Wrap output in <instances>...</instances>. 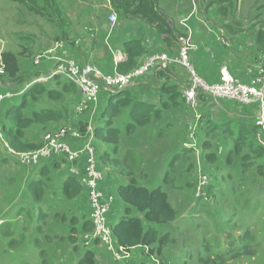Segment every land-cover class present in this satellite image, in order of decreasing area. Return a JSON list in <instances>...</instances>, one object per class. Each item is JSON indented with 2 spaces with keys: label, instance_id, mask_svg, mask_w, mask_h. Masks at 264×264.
I'll use <instances>...</instances> for the list:
<instances>
[{
  "label": "rangeland",
  "instance_id": "rangeland-1",
  "mask_svg": "<svg viewBox=\"0 0 264 264\" xmlns=\"http://www.w3.org/2000/svg\"><path fill=\"white\" fill-rule=\"evenodd\" d=\"M37 1L42 2V0ZM90 3H92L93 8L89 5ZM58 4L61 11L60 20L58 19L59 15H53L51 10H48V14L53 15L52 19L49 18L50 16L41 17L36 13L34 14L23 5L12 0H0V52L31 53V50H28L31 48H27L31 45L35 46V50L38 47H49L52 43L61 39L66 43L65 38H69L68 40L74 39L87 22L97 23L101 17L103 18L102 15L105 12L104 0H58ZM106 5L109 4L106 2ZM87 8L92 9L90 14L85 12ZM108 8L110 9V7ZM65 31L67 35L63 36ZM124 48L123 46L122 49L124 50ZM62 59L77 62L81 66L87 63L94 64L79 57ZM94 65L99 67L97 64ZM34 68L36 67L34 66ZM23 69L25 70V67ZM102 70L104 73L114 74L108 71V68ZM229 72L233 79L238 80L231 71ZM251 73L252 79L247 84L263 76L264 63L259 62V66L252 68ZM35 74H40V72ZM218 81H220V76ZM238 81L244 84L241 80ZM28 84L29 82L22 83L23 86L19 89L26 88ZM45 84L50 86V82ZM203 99L204 97H201L200 102ZM221 101L237 103V101L228 99H222ZM79 102H81V97L78 88L75 94H66L60 100L44 101L43 104L47 107L58 108L61 112L56 110L59 112L57 119L35 125L38 130L36 134L39 136L36 139L41 147L44 144L43 138L48 132H56L65 125L78 129L82 135L79 140L86 141L89 137L88 125L93 127L97 116V120H99L103 102L100 106H89L83 115L74 110V105ZM237 104L258 109L260 114L255 116V119L264 115V102L247 106ZM193 114L195 119L190 121L191 127L189 128L187 142L193 141L194 126L200 119L195 110H193ZM1 120L0 124H3V118L0 117ZM85 120L89 123L86 126L84 124ZM220 125L218 123V126ZM233 128H236V125L233 124ZM244 129L247 130L245 127ZM179 130L180 124L176 122V125L170 129L168 137L157 141L158 138H156L153 147L148 141L151 139L146 136H141L146 139L145 141H134L132 143L136 148L134 151L136 155L140 153L139 157L142 164H144L145 159L146 162H149L146 165L153 179H156V173H160L162 179L167 176V165L170 161L169 154L177 148V145L173 142V137L177 138L179 146L182 145ZM1 133L4 140L0 139V264H84L87 248L83 247L82 243L86 245V242H84L85 237L93 233V228L89 227L90 231L80 229L79 223L78 229L75 228V231H69V227L72 225L70 219L73 215H76L72 213L74 200L71 201L68 198V201H65L60 195L63 192V178L68 174V162L58 159L55 168H52L56 173L50 170L47 173H40L41 168L45 167L43 165L36 169L28 168L18 158L9 153L8 149L11 147L5 131L1 129ZM124 134L125 132H123ZM203 135L205 134L201 136L204 137ZM255 135L256 144L259 146L264 145V130L257 129ZM136 136H139V134L126 135L130 141ZM210 138L212 149L222 146L221 154L218 157L223 159L218 158L208 163L204 162L202 156L205 155L204 152L200 156L197 153L196 155H189V160L181 159L180 162H186L190 167L189 192L179 191L178 189L173 190V186L176 185H169L166 190L169 194L168 201L176 208L178 216L176 221L174 220L171 223L175 230L169 234V239L174 241L169 244L173 247L166 244L163 247H166L165 251H168L166 254L170 255L169 258L173 255L175 258L176 256L179 257V260L174 261L173 264H215L220 261V256L223 254L230 255L227 258L233 257L235 260L233 258L227 259L226 262L221 260L219 264H264V155H251L249 159L245 158L248 154L245 149L247 145L243 151H238L235 149L236 145L232 137L227 132L222 131L220 127L215 130ZM94 139L97 145L100 144L96 137ZM124 139L126 138L121 135L120 144L121 142L126 143L127 140ZM200 139L202 140V138ZM192 143L196 144L195 141ZM199 144L198 151L203 150L202 143L199 142ZM189 147H191L190 143ZM96 149L98 156L101 151L98 148ZM34 150L36 149L23 152ZM150 156L154 161L149 159ZM255 156L256 158H253ZM2 157L6 159L8 157V160L1 159ZM229 157L231 158L230 162L227 160ZM82 159L84 157L79 161ZM50 163H52V160L45 164ZM101 171L103 173V189L107 192L106 177L113 176L114 173L112 169L107 168L101 169ZM201 171L210 177L208 190L212 201L209 203H200L196 197V184ZM143 173L140 175H143ZM174 178H176V175H174ZM35 180L40 181V183H37L42 188L44 185V199L41 202L34 197L33 192L29 189ZM116 187L117 185L108 194L113 195L116 202L117 200L118 202L121 201L124 205L123 209L120 204L115 206L117 209L121 208L119 217L125 214L135 218L137 215L135 195L128 196L124 188H121L119 194H116ZM86 197L83 193L80 198L84 199ZM85 202L87 205L88 200H85ZM115 207L114 209H116ZM126 208L131 211L129 214L125 213ZM83 216L84 218L88 217L84 214ZM77 218L78 216L75 217V219ZM117 219L111 222L114 245L120 251H125L127 255L124 259L117 261L111 250L108 251L97 243L99 245L90 246V249L95 253L94 262H99L98 264H134V261H136V264H142L147 262L149 254L146 246L130 247L125 239H121L120 235L123 233L115 227ZM159 221L170 223L163 218ZM66 229L68 230L66 231ZM234 232L236 235L232 234ZM70 234L73 235L71 236L72 239L69 237ZM232 235H234V241L229 244V248L236 244L238 250L225 251V248H220L221 238L226 242V240H231ZM147 242L149 240L143 239L141 244ZM247 247L251 251H255V255H241L242 258H240L241 256H238L240 250L242 248L247 249ZM213 251L214 254H212ZM243 252L244 254L247 253L246 251ZM156 255L160 259L163 258L162 255L157 253Z\"/></svg>",
  "mask_w": 264,
  "mask_h": 264
},
{
  "label": "trees",
  "instance_id": "trees-1",
  "mask_svg": "<svg viewBox=\"0 0 264 264\" xmlns=\"http://www.w3.org/2000/svg\"><path fill=\"white\" fill-rule=\"evenodd\" d=\"M12 1L23 5L28 11L34 14L36 13L41 17L50 16L49 18L52 19L53 15L58 14V19L60 20L61 18L58 0H42L41 3L37 0ZM110 2L122 17H139L145 20L159 33L166 35L168 40H174L180 37V34L173 24H171L169 18L159 9L158 0H110ZM48 10H51L53 15H49ZM226 11L227 10H224V13H226ZM66 35L67 32L65 31L63 36ZM257 42L259 44L264 43V34L262 32L259 33ZM124 47V53L127 59L119 62L117 65V73L120 74H127L137 68V58L143 56L145 53V48L139 41H131L125 44ZM23 53L25 54V52ZM23 53L15 54L11 51L1 53L0 65L4 67L3 76H5L10 86H12L11 89L16 87L14 92L20 90L19 88L23 86L22 83L31 82L34 75H38L28 74L20 67L19 57L20 54L24 55ZM156 72L161 73V71ZM165 80L166 81H163L161 85L158 83V85L161 86V89L158 90L160 95V102L157 103L158 105L143 100H134L129 93L130 89L121 90L119 92L117 90L113 92L106 91L103 96V105L100 110L99 120H97L98 116L95 117L96 122L93 126L94 137L105 147L101 155L99 154V156H97L100 169H112L114 173L113 176L120 182L117 191L118 194L120 189L124 188L128 196L135 195L137 215L134 218L122 214L117 219V223L115 222V227L123 233L120 237L121 239H125L130 247L139 245L146 246L149 254L147 256L148 261L142 264H159V262L160 264H173L174 261L176 262V260H179V257L176 256L175 258L174 255L169 258L170 255L166 254L168 251H165L166 247L163 246L166 244L167 246L173 247L169 244L170 242H174L169 239V234L171 231L175 230L171 223L174 220L176 221L178 216V211L170 201H168L169 194L166 190L169 185H176L173 186V190L178 189L179 191L189 192L190 167L186 162H180L182 158L189 160V155L192 156L197 153L198 156H200V154L204 152L205 155H202L204 157V162L208 163L218 158L223 159L222 157H218V155L221 154L220 151H222V146H219L217 149H212V140L210 138L219 127L232 137L236 145L235 149L238 151H243L247 145L245 149L248 154L245 158L249 159L251 155H264V147L257 145V142L254 140V136H256L255 134L257 132L256 127H258L255 119H253L251 123H241L237 119L212 121V119H209L208 114H205L203 119H199L194 126L193 141L187 142L190 131L180 127L179 131L181 133L180 140L182 145L179 146L177 138L173 137V142L177 145V148L169 154L170 161L167 165V176L162 179L161 174L156 173V179H153L146 165L149 162H146L145 159L144 164H142V160L139 157L140 153L136 155L134 152L136 148L132 143H134V141H145L146 139H144V137L146 136L153 140H148L150 145L152 144L151 147H153L154 142L168 137L170 129L176 125V122L181 126L182 123L186 124L187 121H185V118L179 115L183 105L188 107L189 110H192V115L194 116L193 109L186 104L182 92L177 90V86L170 79ZM75 92H77L76 85L66 79L57 77L50 81V86H47L45 83H36L25 90L20 99H10L8 100L9 102L2 104V106H0V117L3 118L2 129L5 131L10 147L18 152L40 148L41 144H38L36 139L39 136L36 134L38 130L35 125L55 120L58 118L59 112H61L58 108L47 107L43 104L44 101L51 102L53 99L60 100L64 98L66 94H75ZM56 110H59V112ZM117 118L119 119L116 120ZM218 123L221 125L218 126ZM84 124L86 126L89 123L84 122ZM233 124L234 126L236 125V128H233ZM190 127L189 125V128ZM244 127L247 130H245ZM259 129H262V127L259 126L258 130ZM123 132H125L124 135ZM136 133L139 134V136L133 138L132 141L127 139V134L135 135ZM202 134H205L203 135L204 137L201 136ZM121 135L126 138L124 139L127 140L126 143L121 142L120 144ZM200 138H202V140ZM194 141L196 142L194 147L186 146L187 143L193 144L192 142ZM199 142L202 143L203 150L200 148L202 151H198L197 149L198 145H200ZM123 150H125L124 153ZM232 153L233 151L231 154ZM256 156L253 158H256ZM230 157L227 159L229 160L228 162H230ZM1 159L8 160V157L7 159L5 157ZM149 159L154 161L151 156ZM57 160L58 159H52V163L44 164L43 166L45 167L41 168L40 173H47L49 170L56 173L52 168H55ZM142 172H144L143 175H140ZM174 175H176V178H174ZM158 178H160V180H158ZM37 182L40 183V181L35 180L29 189L33 192L34 197L41 202L44 199V185L42 188ZM62 184L63 194L60 193V195L65 201H68V198H70L71 201L78 199L83 193L86 195V191L83 186H81L79 180L69 174H66V177L64 176ZM199 201L200 203L202 202L201 200ZM124 211L126 214L131 212L128 208ZM75 217H77V215H73L71 217L72 219H70L72 225H70V229L68 228L69 231L72 232L75 231V228L78 229L77 226L79 223L80 229L90 231L91 229L88 228H93L89 216L85 218L78 217L79 219H75ZM161 218L170 223L167 224L159 221ZM161 224H163V226H161ZM68 229H66V231ZM71 236L73 235H69L70 239H72ZM143 239H147L149 242L141 244L143 243ZM97 243L98 242H96L95 245H99ZM82 246L85 247L83 243ZM85 248H87V255L84 258V264H98L99 262H94V251H92L90 247ZM243 248L240 250L238 256L255 255V251H251L249 247H247V249ZM243 251L247 253L244 254ZM156 253L162 255L161 257L163 258L160 259ZM217 263L218 262L215 264Z\"/></svg>",
  "mask_w": 264,
  "mask_h": 264
},
{
  "label": "crops",
  "instance_id": "crops-1",
  "mask_svg": "<svg viewBox=\"0 0 264 264\" xmlns=\"http://www.w3.org/2000/svg\"><path fill=\"white\" fill-rule=\"evenodd\" d=\"M89 5L93 8L92 3ZM107 6L110 7L106 5L104 0L103 18L101 17L94 24L87 22L82 31L76 35L77 38L71 40L65 38L66 48L50 54L49 59L44 58L41 67L34 68L33 58L41 53L44 54L52 48L54 43L49 47H38L35 50L34 45L27 47L31 48L28 49L31 50V53L24 54L22 52L24 55L20 54V67L22 69L25 67L26 72L31 75L38 72L44 73L51 70L58 58L79 57L84 61L97 64L101 69L108 68V71L116 73L118 63L125 61L118 59L121 53L126 56L122 49L125 44L131 41H139L144 46V55L136 60L138 66L151 54L165 52L176 55L180 48L179 38L187 33L194 46L193 63L198 73L209 83L219 80L222 67H228L234 77L244 83H249L252 79L251 69L258 67L259 62L264 63V43L259 44L257 42L259 33L264 34V0H158L159 9L164 12L180 34V37L174 40H168L166 35L159 33L145 20L139 17H122L113 6L112 10ZM224 10H227L226 13ZM85 12L90 14L92 9L87 8ZM113 12L118 18L114 28L109 22V16ZM184 20H187L186 26L182 23ZM115 47L117 48L115 49ZM161 73L151 72L141 78L136 86L129 91L133 99L158 105L157 103L160 102L158 90L161 89L158 83L161 85L163 81H166L165 79H170L177 86L178 91H182L187 85L189 75L180 67H170ZM11 87L5 76L0 75V93L7 90L14 92L16 87L12 89ZM105 90H102L100 102L96 106H100L102 103ZM197 113L200 119L208 114L212 121L237 119L241 123H251L255 116L260 114L256 108L244 107L237 103L216 100L208 96L200 102ZM179 115L187 121L186 124L182 123L180 127L189 131L190 121L194 119L192 110L183 105ZM86 122L87 120H85ZM258 127L256 128L258 129ZM94 140L93 138V146L102 153L105 147L101 143L97 145ZM74 144L77 148L83 146L82 141ZM261 146L264 147V145ZM83 165L82 159L77 163V168L82 170ZM116 185L115 192L118 194L120 182L112 175L106 177L107 192L111 193ZM85 200L87 199L78 198L74 199L73 203L72 213L81 218L84 217L83 214L90 216L88 202L86 205ZM117 204H120L123 209L124 205L121 201L118 202L117 200L115 206ZM121 208L113 209L111 216L113 221L119 217ZM232 234L236 235L235 232ZM234 235L231 236V240H226V242L221 238L220 248H225V251L238 250L236 244L229 248V244L234 241ZM228 256L223 254L219 260L226 262L227 259L233 258H227Z\"/></svg>",
  "mask_w": 264,
  "mask_h": 264
},
{
  "label": "built area",
  "instance_id": "built-area-1",
  "mask_svg": "<svg viewBox=\"0 0 264 264\" xmlns=\"http://www.w3.org/2000/svg\"><path fill=\"white\" fill-rule=\"evenodd\" d=\"M112 10L110 0H105ZM188 20V19H187ZM187 20L182 23L186 26ZM111 27H115L118 22L117 15L113 12L109 16ZM180 48L176 55L169 53L151 54L138 65L133 71L127 74H107L94 64L87 63L79 65L74 61H65L62 58L56 59V64L50 71L35 75L33 80L29 82L26 88L12 92L10 90L0 93V106L10 99L19 98L25 90L29 89L36 83H47L53 79L60 77L72 82L78 88L81 102L75 104V111L83 115L89 106L96 105L100 102L101 92L106 89L107 92L115 90L132 89L137 82L151 72L164 71L170 67H180L185 70L188 75V82L181 91L186 104L197 112L199 106V98L208 96L216 100L228 99L237 101L242 105H251L253 103L261 104L264 102V74L259 79L250 84L240 83L233 79L228 67L220 70V81L215 83L207 82L197 71L193 59L192 52L194 46L187 34L179 38ZM66 48V43L62 40L54 42L52 48L48 49L44 54L41 53L33 58V65L41 67L44 58H48L50 54L56 51H62ZM118 59H122V53ZM1 59V58H0ZM35 63V64H34ZM4 74V67L0 65V75ZM1 122V121H0ZM257 126L264 130V115L255 119ZM2 124H0V139L3 141L1 133ZM89 137L86 141H82L81 148L75 147L74 142H79L82 137L80 131L68 125L62 126L56 132H48L43 140L44 144L38 150L29 152H18L14 149H8L9 153L18 158L22 164L28 168L36 169L41 167L52 159H61L68 162V174L79 180L81 186L86 191L87 200L90 207V219L93 224V233L85 237V247H90L98 242L108 251H112L117 261L124 259L127 255L125 251H120L114 245L113 233L111 227L112 211L116 204V198L108 194L103 189L102 179L103 173L98 165L97 151L93 146L94 137L93 127L88 125ZM189 147V143L186 145ZM194 147V144H190ZM221 152V151H220ZM84 155V156H83ZM84 165L82 170L77 168V163L83 158ZM209 177L201 172L197 180L196 197L203 203L212 201L209 190Z\"/></svg>",
  "mask_w": 264,
  "mask_h": 264
},
{
  "label": "water",
  "instance_id": "water-1",
  "mask_svg": "<svg viewBox=\"0 0 264 264\" xmlns=\"http://www.w3.org/2000/svg\"><path fill=\"white\" fill-rule=\"evenodd\" d=\"M123 55V58L122 59H120V61H122V60H126L127 58H126V56L124 55V54H122ZM118 92L119 91H121V90H117Z\"/></svg>",
  "mask_w": 264,
  "mask_h": 264
}]
</instances>
